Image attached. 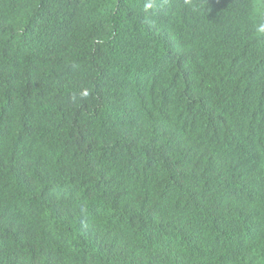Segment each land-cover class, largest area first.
<instances>
[{
  "label": "trees",
  "instance_id": "trees-1",
  "mask_svg": "<svg viewBox=\"0 0 264 264\" xmlns=\"http://www.w3.org/2000/svg\"><path fill=\"white\" fill-rule=\"evenodd\" d=\"M262 25L264 0H0V264H264Z\"/></svg>",
  "mask_w": 264,
  "mask_h": 264
},
{
  "label": "clouds",
  "instance_id": "clouds-1",
  "mask_svg": "<svg viewBox=\"0 0 264 264\" xmlns=\"http://www.w3.org/2000/svg\"><path fill=\"white\" fill-rule=\"evenodd\" d=\"M151 7H152L151 3H148V4L145 5V9H148V8H151ZM260 31H261V32H264V25H262V26L260 27Z\"/></svg>",
  "mask_w": 264,
  "mask_h": 264
}]
</instances>
